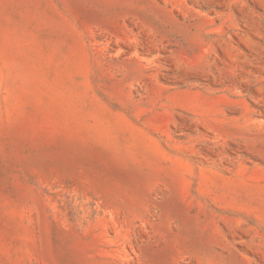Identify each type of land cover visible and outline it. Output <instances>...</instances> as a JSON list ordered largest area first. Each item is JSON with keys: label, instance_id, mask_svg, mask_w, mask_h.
<instances>
[{"label": "rangeland", "instance_id": "374dc122", "mask_svg": "<svg viewBox=\"0 0 264 264\" xmlns=\"http://www.w3.org/2000/svg\"><path fill=\"white\" fill-rule=\"evenodd\" d=\"M0 264H264V0H0Z\"/></svg>", "mask_w": 264, "mask_h": 264}]
</instances>
